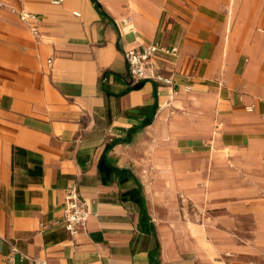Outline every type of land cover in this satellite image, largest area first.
I'll use <instances>...</instances> for the list:
<instances>
[{"label": "crops", "instance_id": "crops-1", "mask_svg": "<svg viewBox=\"0 0 264 264\" xmlns=\"http://www.w3.org/2000/svg\"><path fill=\"white\" fill-rule=\"evenodd\" d=\"M53 1L0 0V264H264V0ZM151 42L171 86L127 73Z\"/></svg>", "mask_w": 264, "mask_h": 264}, {"label": "built area", "instance_id": "built-area-1", "mask_svg": "<svg viewBox=\"0 0 264 264\" xmlns=\"http://www.w3.org/2000/svg\"><path fill=\"white\" fill-rule=\"evenodd\" d=\"M61 0H54L59 3ZM75 14H77L75 12ZM30 17L26 11L20 12V18L25 20ZM177 53L175 45H165L159 42H151L139 47H132L123 51L126 62V70L132 80L138 82L143 80L156 81L161 84L171 86L173 78L166 75L165 70L154 63L158 57L171 58ZM106 78L104 77L103 80ZM88 217L87 203L78 194L76 187L71 186L66 190L65 203L63 208V224L65 229L71 234L77 233L84 225ZM12 254L18 253L21 258H28L33 264H48L37 257L28 256L21 252L14 244H11ZM9 264L12 257H7Z\"/></svg>", "mask_w": 264, "mask_h": 264}, {"label": "trees", "instance_id": "trees-1", "mask_svg": "<svg viewBox=\"0 0 264 264\" xmlns=\"http://www.w3.org/2000/svg\"><path fill=\"white\" fill-rule=\"evenodd\" d=\"M95 4V6L97 7V9L101 10V6L99 4V2L97 0H92ZM140 84H136L133 85L131 87H128L125 91H128L131 88H137L139 87ZM155 108V107H154ZM151 121V117L144 120L141 125L135 126L133 127L130 132L128 133V135L126 137H124L123 141L125 142H129L132 138V133L135 132L136 130L140 129L141 127L145 126L146 124L150 123ZM118 140L120 139H114L111 142L107 143L104 149V152L102 153L100 159H99V163H98V168L99 171L102 175L104 174H120L122 172L127 173L126 175V179L127 178H133L135 180L136 183V187L131 189L130 191L126 192L125 194L122 195L123 198H127V199H131L133 201H135L138 205H139V209H140V213H139V228L145 232H151L154 233V226L153 224L149 221L150 217L147 213V209H146V205H145V199L142 195L141 192V184L140 182L137 180V178L128 170L126 169H120L117 168L111 164L108 163L107 158H106V152L107 150H109ZM125 179V178H124ZM158 252H159V246L156 247L155 253H150V258L151 260L155 261L157 264L159 263V260L157 258L158 256ZM155 256V257H154Z\"/></svg>", "mask_w": 264, "mask_h": 264}]
</instances>
